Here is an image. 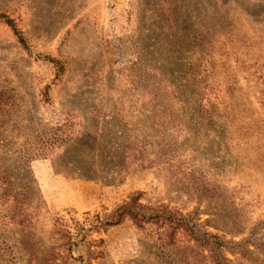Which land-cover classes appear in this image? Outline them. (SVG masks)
<instances>
[{
    "label": "rangeland",
    "instance_id": "374dc122",
    "mask_svg": "<svg viewBox=\"0 0 264 264\" xmlns=\"http://www.w3.org/2000/svg\"><path fill=\"white\" fill-rule=\"evenodd\" d=\"M134 192L216 238L90 229ZM141 256L264 264V0H0V264Z\"/></svg>",
    "mask_w": 264,
    "mask_h": 264
},
{
    "label": "trees",
    "instance_id": "16d2710c",
    "mask_svg": "<svg viewBox=\"0 0 264 264\" xmlns=\"http://www.w3.org/2000/svg\"><path fill=\"white\" fill-rule=\"evenodd\" d=\"M83 178H92L85 173L78 174ZM141 193H131L127 199L118 203L108 213L95 212L89 222L90 229L96 232H107L110 228L121 224L125 219H130L134 224L135 228L143 234V238L151 237L153 241L152 246H148L150 249L156 247L157 252L146 251L148 244L143 243L142 252L147 256H156L157 260L164 258L165 250L176 243L177 235L185 233L192 240L198 241L201 245H210L215 235L205 233L204 236H197L193 230L194 224L191 223L187 217L176 209L169 208L168 205L160 204L157 206L142 205L139 203ZM89 214V213H88ZM150 227V228H149ZM147 229V230H146ZM149 229V230H148ZM145 240V239H144ZM105 241L99 239V243L103 244ZM216 242V241H215ZM217 243V242H216ZM215 244V243H214ZM212 246V245H211ZM210 250L215 251L214 245ZM214 264H226L221 257H211ZM143 257L139 259L129 260L128 264H157V262H144ZM159 264L162 261H158Z\"/></svg>",
    "mask_w": 264,
    "mask_h": 264
}]
</instances>
